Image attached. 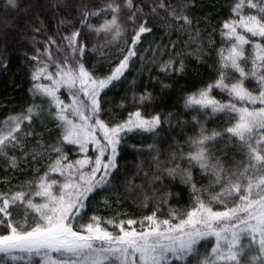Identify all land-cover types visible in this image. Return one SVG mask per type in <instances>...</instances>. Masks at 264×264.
<instances>
[{"label":"snow or ice","instance_id":"1","mask_svg":"<svg viewBox=\"0 0 264 264\" xmlns=\"http://www.w3.org/2000/svg\"><path fill=\"white\" fill-rule=\"evenodd\" d=\"M193 4L194 0H187L173 7L158 0L151 14L159 15L158 10L163 9L169 17L165 27L187 33L195 43L200 31L193 29V18L187 14ZM6 5L9 9L19 7L18 0H6ZM125 9L130 35L120 22ZM108 13L111 18L98 27L87 23L89 17ZM142 15L143 7L135 0H106L103 7L83 10L82 25L97 35L111 36V40L120 38L126 45L120 49L118 62L103 77L85 67L87 45L79 29L64 37L68 43L63 61L53 59L47 47L43 53L36 49L30 57L32 91L45 98L48 115L57 122L60 133L54 143H46L32 129L44 113L36 104L0 123V158L6 160L8 168L20 169L29 160L46 161L42 172L35 169V179L0 192V264H30L33 257L41 258L39 264H264V0H233L230 15L221 25L226 47L217 51L215 80L184 97L186 109L203 113L205 118L223 114L226 126L208 130L193 116L199 131L188 138L189 151L170 153L167 164L160 160L155 143L147 146L150 154L154 153L151 161L155 166L150 176L144 172L149 187L165 177L179 178L190 189L191 206L183 212L170 208L168 218L161 219L160 205L172 194L157 196L153 189L149 195L143 184L128 180L125 190L140 191L144 208L153 199L159 201L151 214L139 220L119 219L120 213L108 219L92 215L83 222L90 195L98 189L115 190L114 174L125 137L148 133L155 140L162 125L172 118L171 114L146 115L139 108L121 122L101 118V92L124 76L138 55L142 36L153 31ZM48 43L56 41L50 37ZM103 47L92 51L102 52ZM51 65L55 71H49ZM184 67L183 60L177 67V62L169 59L161 71L183 72ZM42 79L51 84L38 82ZM250 81H254V88L248 86ZM60 87L69 90L71 103L57 95ZM217 89L228 98L213 95ZM152 99L149 92L133 96L134 103L141 105ZM29 138L34 140L31 151ZM220 144L231 157L228 152L223 157L214 154ZM65 145L76 146L82 158L70 159ZM89 145L95 146V156L88 155ZM16 151L21 156L10 154ZM176 161H186L188 166ZM194 168L208 178L207 187L197 185ZM104 204L108 206L107 199ZM208 241L206 251L200 252Z\"/></svg>","mask_w":264,"mask_h":264},{"label":"trees","instance_id":"2","mask_svg":"<svg viewBox=\"0 0 264 264\" xmlns=\"http://www.w3.org/2000/svg\"><path fill=\"white\" fill-rule=\"evenodd\" d=\"M135 2L143 7L141 18L149 20V26L153 31L142 36L141 43L137 46L138 55L132 59L124 76L101 92L103 109L101 118L113 123L121 122L127 118L129 112L137 108L146 115L171 114L172 118L170 123L162 125L160 135L155 140L148 133H130L125 137L119 148V169L114 174L115 190L98 189L92 193L86 202V218L83 222H87V217L92 215L108 219L120 213L119 219L139 220L144 215L151 214L159 201L153 199L148 207L144 208L141 204L143 194L140 191L125 190L128 180L136 185L143 184L149 195H152L153 189H156L157 196L172 194L166 203L160 205L161 211L158 215L161 219L168 218L170 208L180 212L188 209L192 202L190 189L181 183L179 178L172 180L165 177L149 187L144 172H148L150 176L155 166L151 161V155L154 153L150 154L147 146L155 143L160 160L167 164L170 153L178 149H182L185 153L189 151L187 140L199 131V127L192 120L193 116H197L208 130H220L226 126L227 117L223 114L205 118L203 113L186 109L183 101L188 93L212 83L217 76L219 68L217 51L226 47V41L220 35L221 25L230 15L233 0H194V4L187 9V14L193 18V29L200 31L199 40L195 43L189 40L187 33L165 27L169 17L163 9L158 10L159 15L151 14V7L158 0H135ZM186 2L187 0H165L166 4L173 7ZM105 3L106 0H18L19 7L9 9L6 0H0V123L9 115L23 112L30 105H41L44 113L33 122L31 127L46 143L56 141L60 129L57 127V122L48 115L49 105L45 103L44 97L36 96L32 91L33 62L30 57L36 54V49L43 53L47 47L53 59L58 62L63 61L65 56L63 49L68 43L64 37L79 29L83 36L82 42L87 45V51L83 56L85 67L97 77L107 75L111 66L118 62L120 49L126 45L120 38L111 40V36L97 35L81 24L83 10L86 8L94 10L103 7ZM127 15L125 9L120 15V22L128 27L130 35L131 24L127 20ZM110 18V13L92 16L88 18L87 23L98 27L105 19ZM50 37L56 41V44L48 43ZM107 40H111V43H106ZM102 45L104 46L102 52L92 51L93 48L100 49ZM42 59L46 60L47 57L42 56ZM169 59L175 60L177 67L179 61L183 60L184 71L167 73L161 71V65ZM3 64L7 67H3ZM49 71H55V66L51 65ZM38 82L50 83L46 79ZM164 85L170 87L166 88ZM248 86L254 88V81L248 82ZM145 92L151 93L153 99L142 105L134 103L133 96L139 97ZM57 95L66 104L71 101L70 92L66 87H60ZM213 95L221 100L228 98L218 89ZM33 144L34 140L29 138L27 141L29 151ZM64 147L70 159L82 158L83 154L78 152L76 146ZM89 149L88 155L95 154V151L90 147ZM225 152H228V149L224 144L214 149V154L217 156L223 157ZM10 154L21 156L18 151ZM228 156L231 157L232 153L228 152ZM176 162L182 167L188 166L186 161ZM45 164V160L39 162L29 160L23 162L20 169H10L6 160L0 158V192L35 179L37 175L35 169L40 168L42 172ZM192 171L197 185L207 187L209 180L202 175L199 168H194ZM104 199L108 200V206H105ZM215 207L222 210L220 205ZM125 213L127 215H124ZM209 243L211 241L205 242V247H201L200 252L206 251ZM40 259L33 257L30 264H39ZM173 264L179 262L173 261Z\"/></svg>","mask_w":264,"mask_h":264},{"label":"rangeland","instance_id":"3","mask_svg":"<svg viewBox=\"0 0 264 264\" xmlns=\"http://www.w3.org/2000/svg\"><path fill=\"white\" fill-rule=\"evenodd\" d=\"M49 84H51V82L49 83ZM69 103H71V101L69 102ZM89 147L93 150L94 149V145H89ZM94 151V150H93ZM96 154V153H95ZM95 154H92V156H95Z\"/></svg>","mask_w":264,"mask_h":264}]
</instances>
